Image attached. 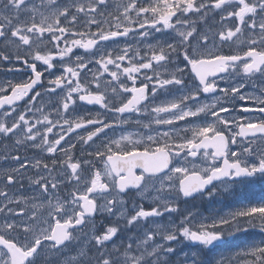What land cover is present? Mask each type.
Instances as JSON below:
<instances>
[{"label": "snow or ice", "instance_id": "1", "mask_svg": "<svg viewBox=\"0 0 264 264\" xmlns=\"http://www.w3.org/2000/svg\"><path fill=\"white\" fill-rule=\"evenodd\" d=\"M111 3L47 0L37 19L32 0H0V44L11 52H0V62L14 60L23 69L7 71L29 73L0 82V141H12L0 162H16L0 167V264H144V245L136 251L130 244L127 250L110 249L119 227L96 233L93 217L117 213L129 225L143 223L178 211L177 197L240 177H264V87L259 95L242 91L253 78L264 81V0H119L114 15L107 11ZM205 21L219 27L206 23L198 31ZM156 33L161 38L147 42ZM122 37L144 41L143 49L140 43H123ZM224 47L233 51L225 54ZM76 48L87 57L73 56ZM57 68L59 74L53 71ZM205 94L208 99H202ZM236 100L246 103L237 106ZM73 132V140L62 143ZM77 144L82 158H74ZM230 145L242 147L237 151ZM28 147L51 159L21 156ZM2 149L8 144H0ZM173 160L178 163L170 168ZM24 178L33 188L31 199L40 204L10 191ZM65 183L72 190L61 200L58 191ZM129 188L140 189L141 197L154 191L153 206H136L128 216L121 194ZM44 207L47 216L37 211ZM249 228L264 232V205L210 223L193 224L185 217L166 240L178 234L210 248L225 235ZM156 236L148 233L145 241ZM243 255L234 264H264V243L244 249Z\"/></svg>", "mask_w": 264, "mask_h": 264}, {"label": "flooded vegetation", "instance_id": "2", "mask_svg": "<svg viewBox=\"0 0 264 264\" xmlns=\"http://www.w3.org/2000/svg\"><path fill=\"white\" fill-rule=\"evenodd\" d=\"M32 2L36 6V18L39 19V10L46 6L47 0H32ZM58 2L63 4L68 2V0H58ZM118 2L119 0H112V3L107 9L110 14H115V5ZM173 20H175V18H173ZM63 22V18H61V23ZM206 23L210 24L214 28L219 27V25L215 24L214 21H205L197 25L198 31L203 29ZM92 29H95V25L92 26ZM47 35L48 34L46 33L45 37H47ZM161 36V33H156L154 36H150L146 39L147 42L151 43L156 39L161 38ZM137 43H140L143 49L144 41L137 40ZM48 47L50 48L51 44H48ZM92 51H95V49H93ZM222 51L227 54L233 51V49L224 47ZM0 52H6L11 55L10 50L6 49L2 44H0ZM78 54L83 56L88 55V53H85L83 49H74L72 55L75 56ZM37 64L39 70L42 66L39 64V62H37ZM12 66L21 69H23L24 67L22 64H20L19 62H15L14 60L0 62V82H3L7 79H11L14 82L19 81L21 79H24L29 74L27 72L16 73L7 71V69ZM188 67L190 68V66ZM53 71L59 74L62 69L57 68L53 69ZM47 75L48 73H45V77H47ZM239 79L240 78H237V82H239ZM218 84L221 87L226 86L225 81H218ZM262 87H264V81L260 80L257 77L253 78V80L251 81L246 82L245 87L242 89V91L245 94L259 95L261 93ZM208 98L209 94H205L204 96H202V99ZM27 99L28 98L26 97L25 100ZM25 100L19 101V105L24 106ZM245 103V101H235V105L237 106H243L245 105ZM247 106H251L250 102L247 104ZM48 107H50V105ZM87 107L93 109L94 111H98L101 114H103L105 111L103 109H100L99 106ZM19 110L20 109H18V111ZM45 110L47 111V107ZM13 115H15V113ZM29 115H31V113ZM36 115L38 116L39 113H37ZM53 115H55V113H53ZM111 115L113 114H109V116ZM224 115L228 114L225 113ZM240 115L250 114L241 112ZM202 118L203 117H200L199 119ZM187 123V121H181L179 122V125H185ZM124 127L131 128L132 126L126 125ZM83 131L84 129L77 130V132ZM55 132L56 130L54 129L53 135L55 134ZM77 132H73L67 137V140L62 143L67 144L68 142L72 141L73 137L77 135ZM188 135H190V133ZM117 136H119V133H117ZM49 139H52V135L49 136ZM3 143L8 144V149L0 150V154H2L3 151H11L12 148V141H0V144ZM230 147L234 150L239 151L240 147L242 146L230 145ZM253 147L255 148L257 147V145H253ZM72 151L74 153V158H82L80 157L79 153V144H77V148L73 149ZM20 155L27 156L33 160H35L37 157H42L45 160L51 159V157L43 153L41 150L33 149L31 147L22 149ZM189 160L191 161L193 160V158L189 157ZM195 161L197 162V167L203 166L201 157H196ZM15 163V161L11 160L3 161L0 162V167L12 166ZM177 163L178 162L176 160H173L169 167L171 168ZM102 167L103 166L100 165V168ZM139 173L140 170L137 169V174ZM28 174L34 175L35 170H32ZM54 174L57 176L58 180L61 179V173L54 172ZM83 174L84 176H90L89 171H85ZM159 175L163 176L164 173H160ZM71 190V185L67 183L61 184L58 191L60 199L67 200L69 198ZM10 191L18 196L22 195L24 197H28L29 204L41 203L40 199H31L33 188L30 186L27 178L22 179L19 184L10 186ZM139 192L140 189L129 188L126 192L121 194V197L125 201V210L128 216L134 214V212L136 211V206L143 207L145 210H148L153 206L150 198L155 196L156 193L154 191H149L145 197H141L139 195ZM164 195L167 196L168 194L164 193ZM53 202H55V200H53ZM175 202L178 211L172 213H164V215L159 217H150L143 223L132 225H129L125 221V219L118 218L117 213H114L113 215H108L107 213H97L93 217L94 231L96 233H101L105 230L106 226L117 225L119 227L117 236L109 242L108 247L110 249L119 247L121 250H127V246L130 244L133 246V251H136L141 249V245H144L146 254H144L143 252L141 253L144 264H219V261L229 260H232L234 264V261H242L243 259H245L243 255L244 249L249 248L255 244L264 243V232L259 231L256 228H249L247 231H235L232 234L225 235L221 240L215 242L210 248L200 243L191 241L178 234L176 236V239L172 241L166 240V236L168 234H174L175 230L181 226L182 221L185 217H191L193 224L210 223L211 221L226 217L231 213L243 209L244 207L242 206L246 204L251 207L255 206L256 204H258V206L264 205V177L259 176V174L253 177L237 178L236 180L230 181L227 185L221 187L210 185L204 190V193L194 194L193 196L187 198L177 197ZM37 211L39 214L47 216L48 208H40ZM152 232H157L156 239L151 242H146V234ZM85 233H89V229H85ZM86 238L87 236L85 234H82L81 240L84 241L86 240ZM92 250L96 251L95 248H93Z\"/></svg>", "mask_w": 264, "mask_h": 264}, {"label": "rangeland", "instance_id": "3", "mask_svg": "<svg viewBox=\"0 0 264 264\" xmlns=\"http://www.w3.org/2000/svg\"><path fill=\"white\" fill-rule=\"evenodd\" d=\"M130 36H131V34H130ZM121 39V41L123 42V43H137V40H133V39H129V38H120ZM107 43H110V42H107ZM85 57H87V56H85ZM110 67V69L112 68V66H109ZM89 68H93V65H89ZM96 69H94L93 68V71H95ZM88 71V69H84L83 70V72H82V77H83V75H84V73L85 72H87ZM94 87V86H93ZM171 183V182H170ZM255 206H258V204H256ZM242 207H244V208H247V207H251V206H249L248 204H246V205H244V206H242ZM243 208V209H244Z\"/></svg>", "mask_w": 264, "mask_h": 264}]
</instances>
